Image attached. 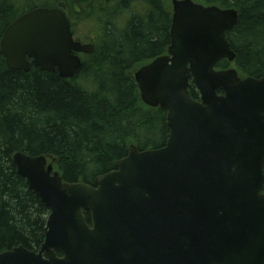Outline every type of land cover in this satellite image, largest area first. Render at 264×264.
<instances>
[{"label":"water","instance_id":"water-1","mask_svg":"<svg viewBox=\"0 0 264 264\" xmlns=\"http://www.w3.org/2000/svg\"><path fill=\"white\" fill-rule=\"evenodd\" d=\"M170 4L167 53L133 74L141 101L166 111L165 145L131 144L94 185L63 182L48 156L15 153L49 213L40 249L13 247L0 264H264V77L215 68L235 60L236 9ZM0 52L10 70L66 80L94 45L74 39L62 9L37 7L5 28Z\"/></svg>","mask_w":264,"mask_h":264},{"label":"trees","instance_id":"trees-1","mask_svg":"<svg viewBox=\"0 0 264 264\" xmlns=\"http://www.w3.org/2000/svg\"><path fill=\"white\" fill-rule=\"evenodd\" d=\"M169 0H0V40L5 28L37 7L62 9L75 35L94 52L81 55L72 79L57 72L6 67L0 52V253L13 247L37 252L44 240L48 209L17 174V152L48 156L63 182L94 185L98 175L115 169L131 144L139 150L165 145L166 111L140 99L136 69L167 53L170 44ZM234 8L239 17L227 40L240 77H264V0H195ZM189 94L198 100L190 85ZM264 174V167H263ZM264 193V184L261 189Z\"/></svg>","mask_w":264,"mask_h":264},{"label":"rangeland","instance_id":"rangeland-1","mask_svg":"<svg viewBox=\"0 0 264 264\" xmlns=\"http://www.w3.org/2000/svg\"><path fill=\"white\" fill-rule=\"evenodd\" d=\"M193 1H195V0H193ZM168 8H169V10H171L170 0L168 1ZM87 31H88L87 25H86V23H84V24L76 27V29H75V37L78 40H81L83 37H85V34H86Z\"/></svg>","mask_w":264,"mask_h":264},{"label":"flooded vegetation","instance_id":"flooded-vegetation-1","mask_svg":"<svg viewBox=\"0 0 264 264\" xmlns=\"http://www.w3.org/2000/svg\"><path fill=\"white\" fill-rule=\"evenodd\" d=\"M171 15H172V11H171ZM172 17V16H171ZM70 22V21H69ZM73 37H74V39L75 40H78L76 37H75V35L73 34ZM85 43H90V42H85ZM165 55V54H164ZM153 60V59H152ZM151 60V61H152ZM150 61V62H151ZM147 63H149V62H147ZM147 63H145V64H147ZM144 64V65H145ZM143 66V65H142ZM141 67V66H140ZM137 70V69H136ZM135 70V71H136ZM137 85V84H136ZM96 178V177H95ZM95 180V179H94ZM49 213V212H48ZM84 216H85V218H86V223H87V225L89 226V227H92V221H91V215H90V213H84ZM59 257H60V254L58 253L57 254Z\"/></svg>","mask_w":264,"mask_h":264}]
</instances>
